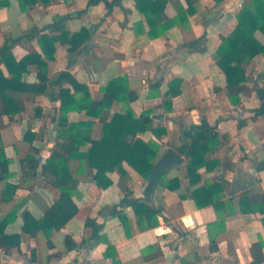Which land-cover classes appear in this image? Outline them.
I'll list each match as a JSON object with an SVG mask.
<instances>
[{"label":"crops","instance_id":"0c3cea01","mask_svg":"<svg viewBox=\"0 0 264 264\" xmlns=\"http://www.w3.org/2000/svg\"><path fill=\"white\" fill-rule=\"evenodd\" d=\"M89 1L0 0V48L14 44L17 62L40 56L48 64L50 79L42 94L7 91L25 109L4 116L0 123V150L10 162L9 181L19 184L16 197L4 202L2 192L7 182H0V219L17 214L8 231L19 233L22 245L7 251L6 259L0 255V264H264V215L242 214L240 209L247 187L257 184L264 191V169L258 170L264 162V117L254 119V110L262 105L256 89L264 88V54L245 64L247 80L243 86L252 91L239 94V105L229 99L226 76L216 64L218 49L236 29L237 16L248 0H107L112 7L104 0L89 6ZM61 18L66 22L54 26ZM83 29L89 31V38L78 49L72 50L73 44L61 41L63 32L72 37ZM152 33L159 34L154 37ZM43 36L54 41L42 46ZM255 38L264 46L262 32H256ZM52 48L51 60L44 49ZM28 64L20 83H38V65L32 60ZM0 70L4 78H12L5 65ZM64 72L87 86L94 100H101L103 89L122 77L128 79L129 90L138 94L130 105L114 102L100 119L88 117L85 111L69 113L70 123L95 121L92 140L99 141L105 123L128 108L137 119L150 112L153 126L165 128L167 134L158 138L148 129L125 140L158 143L155 165L168 151L177 152L192 126L207 121L225 136V144L207 155L219 165L201 169V181L194 185L188 176L189 158L181 155L182 163L166 168L162 182L148 196V180L126 161L121 169L106 173L111 184L104 188L97 185V170L88 158L73 159L69 169L75 179L74 201L79 211L53 233L54 248L50 249L43 233L31 237L22 231V214L29 211L40 219L59 198V190L42 176V166L57 141L63 140L58 139L61 91L81 96L69 80L56 83ZM177 80H181L180 86L171 88ZM177 91L180 93L172 98ZM241 121L246 125L239 128ZM27 132L34 134L32 142L25 140ZM90 148L89 143L80 152ZM28 156L40 164L34 176L22 173L21 161ZM174 179L179 187L167 189L164 182ZM206 182L222 185L229 212L224 231L215 238L217 251L210 249V226L218 215L213 206L199 209L190 196ZM126 195L161 210L159 225L141 231L133 208L124 205L120 209L131 221L132 230V236L126 237L119 218L110 214ZM89 219L103 227L98 241H89ZM191 221L194 227L189 226ZM216 231L213 229V234ZM109 245L115 248L116 257L106 256Z\"/></svg>","mask_w":264,"mask_h":264},{"label":"trees","instance_id":"16d2710c","mask_svg":"<svg viewBox=\"0 0 264 264\" xmlns=\"http://www.w3.org/2000/svg\"><path fill=\"white\" fill-rule=\"evenodd\" d=\"M101 0H90L89 6L100 3ZM108 6L107 0H104ZM222 2L224 0H215ZM162 10V9H161ZM83 13V12H82ZM238 25L229 38L223 40L222 45L218 49V57L216 64L226 76L228 96L231 102L239 105V94L246 93L249 95L251 89L243 86L246 82L245 64L252 61L256 56L264 54V46L255 38L256 32L260 31L264 34V0H248L242 11L237 16ZM66 22V18H61L54 26ZM53 26V27H54ZM159 33H152L156 36ZM89 31L83 29L72 37L68 33L63 32L61 41L63 43L73 44V49H78L84 40L88 39ZM70 37V38H69ZM53 38L48 36L41 37L40 44L45 46L48 42H53ZM13 46L5 45L0 48V66L5 65L7 70L12 74L11 79L4 78L0 70V123L4 116H14L22 112L25 107L7 94L8 90H20L29 93L42 94L45 93L50 84L48 77V64L42 60L40 56H27L23 60L17 62L13 55ZM49 59H54L55 48L51 51L44 49ZM37 59V60H34ZM34 61L39 67L38 83L21 84L23 73L27 70L29 62ZM62 80H69L76 93H80L78 98L72 94L70 90L63 89L61 91V118L59 121L58 139L56 146L42 166V176L48 184L59 190V198L53 203L46 213L36 219L29 211H24L22 214V231L31 237H36L38 233H43L47 240V245L50 249L54 248L52 235L56 231H60L67 223L78 214V206L74 201V184L75 179L70 172L69 162L73 159L88 158L91 167L96 169L95 181L99 187L107 188L111 181L106 177V173L116 169H121L122 163L126 161L136 172L144 179L150 180L154 161L159 152V144L153 141L148 143L141 139H135L128 143L125 139L129 135L137 136L138 133H145L148 129L155 137L161 138L167 134L163 127H154L150 118V112L143 114L139 119L132 115L128 108L123 115L116 114L109 123H105L103 136L99 141L92 140V130L95 124L94 120H86L78 123H70L68 119L69 113L73 111H85L86 115L93 119H100L106 110H110L114 102H122L130 105L138 99V94L130 91L128 88V79L126 77L112 80L105 89V95L101 100H94L87 86L78 83L67 72L62 73L56 83ZM181 80L172 82L171 88L180 86ZM262 105L254 110L255 117H264V88L256 89ZM180 93H172V98ZM246 125V121L239 122V128ZM34 134L27 132L25 140L32 142ZM186 142L177 149L180 155H185L189 158L188 176L192 184H197L201 181L199 171L203 168L211 170L218 162H212L207 159V155L217 150L225 144V136H221L216 127L203 121L200 125H194L184 135ZM91 144L90 150L86 153H81L80 148L87 144ZM9 160L6 159L4 150H0V182H7L6 187L2 192V201L9 202L13 200L19 189V184L9 181L11 173L9 171ZM23 175H36L40 164L34 156H28L21 161ZM264 169V162L260 164L258 170ZM34 172L32 174L31 172ZM163 170L158 176V182L163 180ZM164 186L169 190H175L179 187V181L164 182ZM225 190L221 184L216 182H206L201 188H198L191 193V198L195 205L201 209L207 206H213L218 220L210 226V249L217 251L218 246L215 238L220 231L225 229L226 217L229 215L226 205ZM257 203V208H256ZM129 205L133 208L139 229L147 231L159 225L158 215L161 210L155 209L146 202L131 200L125 198L111 208L110 214L118 217L126 237L132 236L131 221L125 215L120 207ZM251 206V207H250ZM241 213H261L264 215V191L259 185L247 187L244 192V197L241 200ZM228 212V213H227ZM17 214L11 213L8 216L0 219V251H9L13 248H20L22 238L19 233H10L9 225L15 220ZM86 227L92 228V233L89 241H98L102 225H98L95 220L89 219L86 222ZM213 229L217 230L213 234ZM86 242V241H84ZM116 250L109 245L106 251V256L116 257Z\"/></svg>","mask_w":264,"mask_h":264},{"label":"water","instance_id":"95a60500","mask_svg":"<svg viewBox=\"0 0 264 264\" xmlns=\"http://www.w3.org/2000/svg\"><path fill=\"white\" fill-rule=\"evenodd\" d=\"M55 122V119L53 120ZM52 130L50 131V135H52ZM182 163V157L179 153L170 150L168 151L154 166L152 169V174L150 177V180L148 181L147 185V191L146 195L150 196L156 188L157 180L159 174L165 170L166 168H169L170 166L174 164H181Z\"/></svg>","mask_w":264,"mask_h":264},{"label":"built area","instance_id":"2783aa9c","mask_svg":"<svg viewBox=\"0 0 264 264\" xmlns=\"http://www.w3.org/2000/svg\"><path fill=\"white\" fill-rule=\"evenodd\" d=\"M189 226L190 227H194L195 226V222L194 221H191ZM0 255H1V259H6V258L9 257L8 256L9 255L8 252H6L4 250L0 251Z\"/></svg>","mask_w":264,"mask_h":264}]
</instances>
